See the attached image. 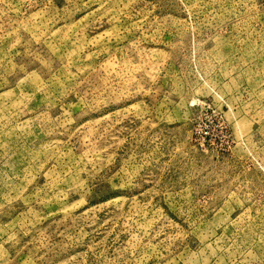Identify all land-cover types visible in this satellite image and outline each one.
<instances>
[{"label":"rangeland","instance_id":"rangeland-1","mask_svg":"<svg viewBox=\"0 0 264 264\" xmlns=\"http://www.w3.org/2000/svg\"><path fill=\"white\" fill-rule=\"evenodd\" d=\"M0 264H264V0H0Z\"/></svg>","mask_w":264,"mask_h":264}]
</instances>
